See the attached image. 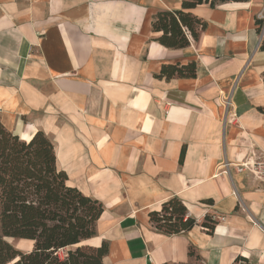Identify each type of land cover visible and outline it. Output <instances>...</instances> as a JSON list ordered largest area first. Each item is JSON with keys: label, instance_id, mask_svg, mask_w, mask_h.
Wrapping results in <instances>:
<instances>
[{"label": "crops", "instance_id": "crops-1", "mask_svg": "<svg viewBox=\"0 0 264 264\" xmlns=\"http://www.w3.org/2000/svg\"><path fill=\"white\" fill-rule=\"evenodd\" d=\"M180 8L0 0V120L20 139L43 131L66 184L102 203L103 264H264V184L243 167L264 148V0L199 4L197 38L165 47L152 17ZM191 61L195 77H157ZM173 196L197 224L167 235L149 212Z\"/></svg>", "mask_w": 264, "mask_h": 264}, {"label": "trees", "instance_id": "trees-1", "mask_svg": "<svg viewBox=\"0 0 264 264\" xmlns=\"http://www.w3.org/2000/svg\"><path fill=\"white\" fill-rule=\"evenodd\" d=\"M247 0H181V8L156 12L151 21L157 41L165 47L182 49L189 38L196 39L205 22L189 10L204 2ZM257 33L263 22L256 20ZM260 48L264 49V33ZM196 63L162 65L157 77H195ZM184 148L179 161H182ZM53 141L41 130L29 140L20 139L0 120V264H103L108 245H93L97 220L103 205L66 184L67 175L56 167ZM208 217V216H206ZM202 226L211 232L215 221ZM207 219V222H206ZM153 228L172 235L189 231L197 222L187 216L181 199L173 196L159 211L149 212ZM30 242L27 250L16 248L8 239ZM90 241H87L89 240ZM90 244V245H89ZM189 255H193L189 249ZM237 262L248 264L238 256Z\"/></svg>", "mask_w": 264, "mask_h": 264}, {"label": "built area", "instance_id": "built-area-1", "mask_svg": "<svg viewBox=\"0 0 264 264\" xmlns=\"http://www.w3.org/2000/svg\"><path fill=\"white\" fill-rule=\"evenodd\" d=\"M260 17L263 18L264 13ZM243 167L247 168L256 179L264 184V148L260 150L254 160L245 162Z\"/></svg>", "mask_w": 264, "mask_h": 264}, {"label": "rangeland", "instance_id": "rangeland-1", "mask_svg": "<svg viewBox=\"0 0 264 264\" xmlns=\"http://www.w3.org/2000/svg\"><path fill=\"white\" fill-rule=\"evenodd\" d=\"M263 20H264V17H263ZM227 104V102L225 101V105ZM16 248L20 249V250H27L28 249V242L26 240H17V239H13V238H10L8 239ZM244 264L243 262H239V264ZM7 264H13V261L11 262H8ZM188 264H201L199 263L197 260L191 262V263H188Z\"/></svg>", "mask_w": 264, "mask_h": 264}, {"label": "bare ground", "instance_id": "bare-ground-1", "mask_svg": "<svg viewBox=\"0 0 264 264\" xmlns=\"http://www.w3.org/2000/svg\"><path fill=\"white\" fill-rule=\"evenodd\" d=\"M9 241V240H8Z\"/></svg>", "mask_w": 264, "mask_h": 264}]
</instances>
